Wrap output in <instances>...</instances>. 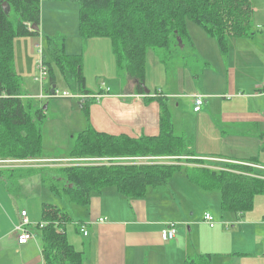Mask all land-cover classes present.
Segmentation results:
<instances>
[{
	"label": "trees",
	"instance_id": "16d2710c",
	"mask_svg": "<svg viewBox=\"0 0 264 264\" xmlns=\"http://www.w3.org/2000/svg\"><path fill=\"white\" fill-rule=\"evenodd\" d=\"M64 1L79 6L78 36L82 43L108 38L117 68L133 78L135 91L140 94L146 89L148 49L160 48L171 56L186 44L193 47L188 21L199 25L214 38L223 56L228 52L231 38L249 37L255 32L252 0ZM40 21L41 0H0V159L41 160L27 164L32 168L47 165L54 178L48 183L50 191L64 197L68 203L80 206L88 205L93 193L108 186L125 197L142 198L149 188L166 186L175 174L185 171L187 179L199 189L220 193L223 214L230 212L241 219L254 207V197L264 194V169L252 165L253 159H250L252 164L226 162L218 167L210 160L194 158L191 140L173 131L166 93L156 91L154 97L150 92L144 95L145 101L154 99L159 105L157 135L131 137L97 131L89 121V106L93 100L90 94L94 93L86 87L83 54L66 53L65 36L61 34L45 36L51 61L71 93L83 96L79 100L86 127L74 136L66 153L44 154L40 124L46 118L45 112L22 91L14 65L15 39L38 35L40 29L31 30L30 26H39ZM52 63L45 62L48 66ZM50 76L51 91L55 89V78L52 72ZM144 156L183 158L175 163L150 164L122 159ZM52 157L111 160L97 165H65L48 160ZM25 164L17 167H29ZM14 169L16 167L0 168V178L5 170ZM40 218L37 224L43 223V226L36 225L35 231L40 240L43 264H83V252L74 248L64 231L65 225L74 220L71 212L65 207L43 202ZM213 257L210 252L198 253L186 258L184 264H216Z\"/></svg>",
	"mask_w": 264,
	"mask_h": 264
},
{
	"label": "crops",
	"instance_id": "0c3cea01",
	"mask_svg": "<svg viewBox=\"0 0 264 264\" xmlns=\"http://www.w3.org/2000/svg\"><path fill=\"white\" fill-rule=\"evenodd\" d=\"M255 2L252 0V22L254 19L253 25L258 28L253 27L255 32L249 37L231 38L225 56L219 53L216 42L207 38L206 43L215 51L210 59V51L200 49L192 39L194 45L190 49L203 59V66L207 65L204 68L213 72V77L210 73L205 76H209L206 85L203 78L204 84L197 85L193 91L179 93L177 88L166 85L149 91L152 97L156 91L168 95V102L173 104L169 105L171 115L173 113V131L178 130L176 135H185L191 140L193 157L210 160L218 167L226 162L252 164L250 159H253L255 163L252 165L264 169L261 161L264 158V94L259 93L264 85V17H258ZM257 31L262 34H255ZM75 35L78 36V30ZM84 45H94L97 50L110 47L109 42L100 38L91 39L86 44L81 41V47ZM85 71L83 57L84 76ZM128 83L127 88L114 93L107 86L109 92L99 100L91 97V125L97 131L110 134L157 135V101H145L144 95L149 94L145 90L144 94L136 93L133 78ZM50 88L51 84L49 91ZM99 91L105 90L99 89L96 93ZM196 93L206 96L198 112L193 111L192 103V96ZM176 99H190L191 112L187 107L180 108ZM196 195L205 204L204 209L199 208V214H196ZM220 200L218 191L198 192L182 171L175 174L166 186L149 188L142 198L125 197L108 186L93 193L86 206L69 204L68 210L74 219L70 223L75 231L71 227H64V231L74 248L83 252V264H184L186 258L205 252L214 254L216 264H264V206L257 204L263 219L242 221L245 216L238 219L235 215L228 218L230 222L234 218L240 221L238 227L253 223L259 228L257 235L253 232L243 236L249 243L247 249H236L233 247L236 230L224 231L217 222L211 227L204 219L205 213L213 218L221 213ZM102 218L105 220L100 221ZM78 222L85 225L87 235L79 230ZM168 222L176 223V234L172 240H163L161 233ZM2 240L0 264H43L37 241L30 239L19 245L15 230L10 232L9 223L4 226L0 221ZM236 256L244 257V260L236 262Z\"/></svg>",
	"mask_w": 264,
	"mask_h": 264
},
{
	"label": "rangeland",
	"instance_id": "374dc122",
	"mask_svg": "<svg viewBox=\"0 0 264 264\" xmlns=\"http://www.w3.org/2000/svg\"><path fill=\"white\" fill-rule=\"evenodd\" d=\"M254 6L259 10L258 17H264V0H256ZM255 15L257 14L254 13ZM78 19L79 6L77 3H69L64 0H41L40 33L38 35L16 38L14 42V65L21 81V89L31 95V100L42 107L45 112L46 118L40 124V129L44 154L47 155L66 153L72 145L74 136L86 127V119L80 104L81 101L77 97L73 94L69 97L62 96L64 91L71 93V90L59 69L51 61L46 35L61 34L65 36V52L83 54L86 65V87L91 93H96L99 89H105L107 86L111 88L113 93L117 92L119 89L127 88L129 85L128 80L131 78L123 70L117 68L111 42L108 38H100V40L109 42V49L101 47L100 50H97L94 45L81 47V39L75 35V31L78 30ZM253 24H255L254 19ZM187 26L193 41L200 49L205 48L206 51H210L211 59L215 51L210 48V44H207L206 40L210 38L209 40L215 41V39L209 37L194 22L188 21ZM253 27L255 30L258 28L255 25ZM255 34L262 33L257 31ZM166 54V51L160 48H150L146 54L145 82L146 88L151 92L157 86L165 87V85L171 89L177 88L179 93L193 91L197 85L204 84L202 83L203 78L205 79V85L207 84V77H209H205L207 74L210 73L213 77V72L204 68L207 65L203 66V59L198 57L188 44L180 47L171 56ZM43 57L45 62H51L52 64L51 66L46 64L48 72L43 81L40 82L39 79H36L38 73L37 64ZM50 71L54 75L55 91L58 94L53 97H49L51 93L48 89L51 84ZM165 89L167 90V88ZM176 100H178L180 108L187 107V111L191 112L190 99ZM169 105L172 106V102H169ZM178 112H181L180 109H178ZM179 122L176 121L175 123ZM177 133H179L178 130H176L175 134ZM261 161L264 163V158ZM33 162L35 161H31L29 164H33ZM25 165L29 166L27 163ZM14 167H16L14 170H5L0 178V221H2L4 226L9 223L10 232H12L18 222L20 211L24 209L30 222L29 229L34 232L35 240L40 245L35 229L36 224L41 221V204L49 202L68 209L71 203H68L64 197L55 195L50 191L48 183L50 179L54 180V178L53 172L47 165L42 166L43 169H39L42 167L32 168L31 166ZM193 186L198 192L203 191L195 185ZM195 201L198 207L196 214H199V208L202 209L205 204L198 196ZM257 204L264 206V194H258L254 197V207L246 213L242 221H246V219H263L262 210ZM213 211L214 209H211V212ZM221 213L218 212V216L214 215V221L221 224L220 227L224 231L236 230L233 238V247L236 249H247L249 243L246 240L247 238L244 237H246V233L254 232L257 235L259 232L258 226L253 225V223H246L238 227L240 221L235 218L232 220L233 222L228 220V218H231L230 216H233L232 213ZM196 214H193V216L195 217ZM4 218L5 222H3ZM223 223H233V226L230 224L231 227L226 229ZM65 227H71L74 230L71 223H67ZM0 243H3V240ZM9 257L14 258V256L11 257V253H9ZM235 258L236 262L244 260V257L236 256Z\"/></svg>",
	"mask_w": 264,
	"mask_h": 264
},
{
	"label": "built area",
	"instance_id": "2783aa9c",
	"mask_svg": "<svg viewBox=\"0 0 264 264\" xmlns=\"http://www.w3.org/2000/svg\"><path fill=\"white\" fill-rule=\"evenodd\" d=\"M31 29V26H30ZM38 73L36 76V79H39L40 82L43 81V79L46 77L48 72V66L45 64L43 58L38 62ZM53 89L50 93L51 96H57V91ZM105 91L94 93L91 95L92 98L99 100L101 99L106 93L109 92V88L106 87L104 89ZM260 94H264V85L259 91ZM72 93L64 91L62 93V96L69 97ZM42 95V94H41ZM78 99L82 98L83 96L73 94ZM44 96V95H43ZM206 96L203 94H194L192 96V103H193V111L198 112L201 110L202 105L205 102ZM183 158L178 156H144V157H127L122 159H128L131 160L133 163L137 164H144V163H175L177 159ZM110 158H103V157H83V158H63V159H56L52 161H60L63 162L65 165L69 164H79V165H97V164H104L110 161ZM31 161H35L36 163L41 162V160H16V159H0V168H6V167H14L18 165H22L25 163H30ZM20 218L17 224L14 227L15 232L17 233V242L19 245L26 244L28 240L35 239V234L33 231L29 229V219L27 212L25 210L20 211ZM205 221L213 227L215 225V221L212 215L209 213L204 214ZM105 220V218L100 219V221ZM40 227L43 226V223L36 224ZM79 230L84 234L87 235V230L85 228V225L82 223H77ZM226 228H229V224L225 223ZM36 233V231H35ZM176 234V223L175 222H168L166 224V228L162 231L161 237L163 240H172L175 237Z\"/></svg>",
	"mask_w": 264,
	"mask_h": 264
},
{
	"label": "water",
	"instance_id": "95a60500",
	"mask_svg": "<svg viewBox=\"0 0 264 264\" xmlns=\"http://www.w3.org/2000/svg\"><path fill=\"white\" fill-rule=\"evenodd\" d=\"M38 28H39L38 25H35V24H32V25H31V30H37ZM145 92H146V93H149V90L145 89Z\"/></svg>",
	"mask_w": 264,
	"mask_h": 264
}]
</instances>
